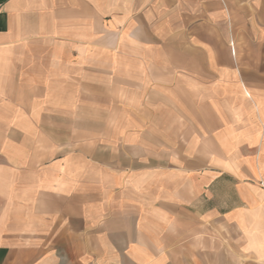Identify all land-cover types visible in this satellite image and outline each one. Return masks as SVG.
<instances>
[{"label": "crops", "instance_id": "0c3cea01", "mask_svg": "<svg viewBox=\"0 0 264 264\" xmlns=\"http://www.w3.org/2000/svg\"><path fill=\"white\" fill-rule=\"evenodd\" d=\"M264 263V0H0V264Z\"/></svg>", "mask_w": 264, "mask_h": 264}, {"label": "rangeland", "instance_id": "374dc122", "mask_svg": "<svg viewBox=\"0 0 264 264\" xmlns=\"http://www.w3.org/2000/svg\"><path fill=\"white\" fill-rule=\"evenodd\" d=\"M203 255H202V259H201V264H210V260H209V248L207 247V248H203V253H202ZM214 264H216V263H214ZM218 264H231V263H226V262H221V261H219V263ZM234 264H264V263H258V262H256V261H253V260H251V262H249V263H242V262H235Z\"/></svg>", "mask_w": 264, "mask_h": 264}]
</instances>
